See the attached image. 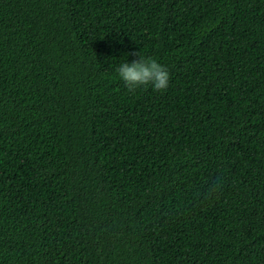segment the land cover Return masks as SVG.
I'll list each match as a JSON object with an SVG mask.
<instances>
[{
    "label": "trees",
    "instance_id": "trees-1",
    "mask_svg": "<svg viewBox=\"0 0 264 264\" xmlns=\"http://www.w3.org/2000/svg\"><path fill=\"white\" fill-rule=\"evenodd\" d=\"M0 264H264V0H0Z\"/></svg>",
    "mask_w": 264,
    "mask_h": 264
},
{
    "label": "clouds",
    "instance_id": "clouds-1",
    "mask_svg": "<svg viewBox=\"0 0 264 264\" xmlns=\"http://www.w3.org/2000/svg\"><path fill=\"white\" fill-rule=\"evenodd\" d=\"M129 55L138 56V59L131 63L125 62L117 69L119 78L124 82L129 92H135L138 88L149 85L157 92L167 90L170 75L163 65L152 57H142L139 52L129 53ZM217 181L209 188L207 195L211 196L219 191L222 182L219 177Z\"/></svg>",
    "mask_w": 264,
    "mask_h": 264
}]
</instances>
